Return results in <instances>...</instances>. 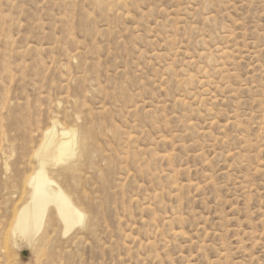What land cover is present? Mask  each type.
<instances>
[{
    "label": "rangeland",
    "instance_id": "obj_1",
    "mask_svg": "<svg viewBox=\"0 0 264 264\" xmlns=\"http://www.w3.org/2000/svg\"><path fill=\"white\" fill-rule=\"evenodd\" d=\"M54 122L86 222L23 239ZM0 264H264V0H0Z\"/></svg>",
    "mask_w": 264,
    "mask_h": 264
},
{
    "label": "bare ground",
    "instance_id": "obj_2",
    "mask_svg": "<svg viewBox=\"0 0 264 264\" xmlns=\"http://www.w3.org/2000/svg\"><path fill=\"white\" fill-rule=\"evenodd\" d=\"M55 123H52V127L48 128L43 135V147L41 151L39 148V153L37 152V156H41V159H38L40 164L37 171L35 169L36 172L30 177L29 183H27L29 185V192H27L29 195L26 198L27 200L25 199L26 202L24 201L25 203L18 210L13 225L12 234L23 239L31 240L38 236L41 229H43L42 226H44L43 223L49 210L61 224L63 235H67L75 226L84 225L86 222L84 210L75 205V202L64 191L61 184H57L56 180L54 181L45 169L47 159H52L55 163H62L64 156L71 157L76 150V131L61 129L59 132L56 127L57 123ZM52 145H54L53 148H51Z\"/></svg>",
    "mask_w": 264,
    "mask_h": 264
}]
</instances>
